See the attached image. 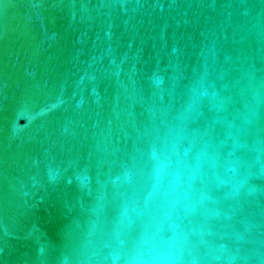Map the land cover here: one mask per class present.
<instances>
[{
  "label": "water",
  "instance_id": "obj_1",
  "mask_svg": "<svg viewBox=\"0 0 264 264\" xmlns=\"http://www.w3.org/2000/svg\"><path fill=\"white\" fill-rule=\"evenodd\" d=\"M0 264H264V0H0Z\"/></svg>",
  "mask_w": 264,
  "mask_h": 264
}]
</instances>
